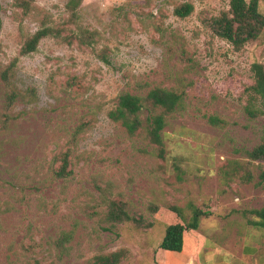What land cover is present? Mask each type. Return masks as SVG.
<instances>
[{"label": "rangeland", "instance_id": "obj_1", "mask_svg": "<svg viewBox=\"0 0 264 264\" xmlns=\"http://www.w3.org/2000/svg\"><path fill=\"white\" fill-rule=\"evenodd\" d=\"M0 2V69L18 55L20 34L45 22L62 35L19 58L13 82L34 89L33 102L18 100L9 111L0 81V264H87L120 249L128 251L120 264H186L189 255L204 264L202 237L188 239L185 252L159 249L166 225L154 209L177 205L188 216L190 203L207 201L221 209L217 217L229 212L223 222L230 242L213 241L245 256L236 244L260 230L241 212L262 208L264 190L254 183L226 190L219 165L243 159L261 140L263 119H250L244 107L251 65H264V32L240 51L214 35L210 23L229 0H83L76 25L67 23L66 0H35L28 16L12 0ZM183 3L193 11L178 18L174 8ZM258 5L264 15V0ZM77 27L95 32L96 42L79 43ZM155 87L186 93L184 109L161 132L162 155L143 133L129 136L107 116L121 93L141 97ZM210 117L225 125L212 126ZM85 121L89 127L74 143ZM64 152L70 174L57 178L54 158ZM256 165L255 183L264 171V163ZM112 199L128 204L140 226L106 223Z\"/></svg>", "mask_w": 264, "mask_h": 264}, {"label": "trees", "instance_id": "obj_2", "mask_svg": "<svg viewBox=\"0 0 264 264\" xmlns=\"http://www.w3.org/2000/svg\"><path fill=\"white\" fill-rule=\"evenodd\" d=\"M83 0H66L65 11L68 14L67 23L76 25L78 20V11ZM35 0H12L13 7L20 10L21 14L28 16L34 9ZM2 5L0 2V31ZM193 11L190 3H183L174 8V15L178 18H186ZM40 24L39 28L30 35L20 34V47L18 55L14 57L4 68L0 69V81L3 83L6 94L5 104L10 111L18 100L33 102L35 100V91L28 88L24 91L19 90L13 82L15 68L19 58L28 56L37 51L40 42L47 38L53 37L60 40L62 37L61 30ZM210 28L214 35L227 41L235 51H240L245 45L253 43L261 38L264 32V15L259 10L258 0H229L228 10L223 11L210 23ZM77 35L79 43H95L96 33L80 31ZM71 38V37H70ZM67 40V39H62ZM68 44L73 42L66 41ZM100 59L108 63L105 55ZM253 82L246 89L247 103L244 107L245 112L250 119L261 117L262 136L260 142L251 150L245 151L243 159H231L222 161L219 165V173L223 181L230 186L236 184L239 186H249L253 184L256 188L261 187L264 182V171L259 174V181H254V168L264 163V65L253 63L251 65ZM186 93L181 89H164L155 87L147 91L144 96L133 95L123 92L117 97L116 105L111 109L107 116L110 120L120 123L129 136L140 135L143 133L146 140L159 150L162 155V136L161 132L165 127L167 119L184 109V99ZM146 113L143 127L141 114ZM209 123L214 127H223L225 122L210 117ZM89 127V122L81 124L73 132L71 138L76 143L77 138L85 132V127ZM54 163H59L53 169L57 178H66L70 174L68 170L70 161L68 152L59 153L54 158ZM189 214L187 216L183 208L177 205H169L165 208L154 209V213L166 225L164 236L159 244V249L173 253L185 252L188 249L187 241L193 232L199 228L201 221L210 213L206 210V204L197 205L190 203L188 205ZM243 217L248 216L247 225L253 229L264 231V206L260 209H252L241 212ZM104 221L110 226L117 224L133 222L137 226L141 223L135 221V218L129 214L128 204L122 200L112 199L107 202V211L104 214ZM70 233L63 234L59 244L68 240ZM128 251L120 249L112 253L95 255L87 264H120L127 258Z\"/></svg>", "mask_w": 264, "mask_h": 264}, {"label": "crops", "instance_id": "obj_3", "mask_svg": "<svg viewBox=\"0 0 264 264\" xmlns=\"http://www.w3.org/2000/svg\"><path fill=\"white\" fill-rule=\"evenodd\" d=\"M234 185L236 184H231L230 186L225 184V188L226 190H228V189L233 188ZM258 188L264 190V182L262 186ZM234 201L238 202L239 198H235ZM204 204H206V210L208 211V213H210L206 218L203 219V220H206L207 223H205V225L204 224L202 225L200 223L199 228L196 231H194L192 236L190 237V238H193L194 236H199V238L200 237L203 238L202 240V244L204 245L203 248L207 250L206 255H205L206 261L204 264H264V231L260 230L255 235L250 234L249 237L246 238L244 245H242V243H237L236 247H240V246L243 247L245 256L235 258L232 255L231 248H229L227 245H222V246L220 244L217 245L213 241V239L216 238L222 241L226 239L228 242H230V239L225 238V232H226L225 228L227 224L223 222V221L226 222L225 218L227 217V214L229 212H226V214H222L223 216V219H222L219 216L217 217V214L219 215L221 214V209L217 207L213 203V201H207ZM221 208H223V206H221ZM232 212H233V215L236 216L235 215L236 212L234 211ZM217 220H221V223ZM214 221L217 222V228H214L213 225L207 226V224L215 223ZM230 226H231V232H232L231 236L234 237L236 232H238V229H235L232 224ZM205 242L209 243L210 246L206 247ZM187 259L188 260L186 264H194L193 257L191 255L187 256Z\"/></svg>", "mask_w": 264, "mask_h": 264}]
</instances>
